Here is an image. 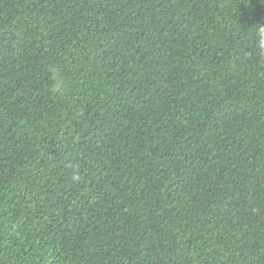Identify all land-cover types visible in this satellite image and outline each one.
Listing matches in <instances>:
<instances>
[{"label": "trees", "instance_id": "obj_1", "mask_svg": "<svg viewBox=\"0 0 264 264\" xmlns=\"http://www.w3.org/2000/svg\"><path fill=\"white\" fill-rule=\"evenodd\" d=\"M261 25L264 0H0V264H264Z\"/></svg>", "mask_w": 264, "mask_h": 264}, {"label": "clouds", "instance_id": "obj_2", "mask_svg": "<svg viewBox=\"0 0 264 264\" xmlns=\"http://www.w3.org/2000/svg\"><path fill=\"white\" fill-rule=\"evenodd\" d=\"M255 44L258 50L264 52V25H261L256 30ZM79 175H74L73 180H78Z\"/></svg>", "mask_w": 264, "mask_h": 264}]
</instances>
